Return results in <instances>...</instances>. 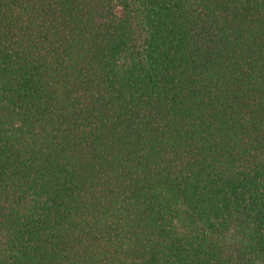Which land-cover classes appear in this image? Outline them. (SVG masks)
Returning a JSON list of instances; mask_svg holds the SVG:
<instances>
[{"label":"trees","instance_id":"16d2710c","mask_svg":"<svg viewBox=\"0 0 264 264\" xmlns=\"http://www.w3.org/2000/svg\"><path fill=\"white\" fill-rule=\"evenodd\" d=\"M0 264H264V0H0Z\"/></svg>","mask_w":264,"mask_h":264}]
</instances>
